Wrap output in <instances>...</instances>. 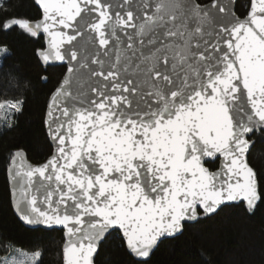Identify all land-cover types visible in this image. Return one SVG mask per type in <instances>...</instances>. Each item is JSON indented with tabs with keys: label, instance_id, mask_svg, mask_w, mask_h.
<instances>
[{
	"label": "snow or ice",
	"instance_id": "1",
	"mask_svg": "<svg viewBox=\"0 0 264 264\" xmlns=\"http://www.w3.org/2000/svg\"><path fill=\"white\" fill-rule=\"evenodd\" d=\"M32 3L38 19L5 17L0 29L46 37L38 56L66 75L45 113L50 158L31 166L23 149L10 153V195L26 224L64 230L63 264H94L110 237L150 264L186 222L264 204V175L249 163L264 137V0ZM23 107L0 99L2 126Z\"/></svg>",
	"mask_w": 264,
	"mask_h": 264
},
{
	"label": "trees",
	"instance_id": "2",
	"mask_svg": "<svg viewBox=\"0 0 264 264\" xmlns=\"http://www.w3.org/2000/svg\"><path fill=\"white\" fill-rule=\"evenodd\" d=\"M243 2V0H239ZM0 19L21 17L38 19L39 9L32 0H4ZM0 45L9 55L0 64V99H23L11 128L0 131V252L15 247L41 252V264H63L62 231L29 229L13 213L6 178L9 155L23 149L33 164L43 163L51 154L44 118L50 94L65 74L64 66L44 67L37 50L45 47L44 38L36 39L19 28L0 29ZM47 77V79H44ZM249 153L250 166L264 175V137L257 133ZM215 168L216 165H212ZM119 240L110 237L95 259L96 264H133V258L118 248ZM150 264H264V204L255 212L244 204L224 207L211 217L201 216L186 225L179 239H166L150 257Z\"/></svg>",
	"mask_w": 264,
	"mask_h": 264
},
{
	"label": "water",
	"instance_id": "3",
	"mask_svg": "<svg viewBox=\"0 0 264 264\" xmlns=\"http://www.w3.org/2000/svg\"><path fill=\"white\" fill-rule=\"evenodd\" d=\"M38 8V7H37ZM44 42H45V47H46V37L44 38ZM38 55V54H37ZM38 58H39V60H40V62H41V64L44 66V67H55V66H64L65 68H66V65L65 64H62V63H60V62H55V61H52V62H49L48 64H45L44 62H42V60H41V58L38 56ZM64 75H66V71H65V74ZM63 75V76H64ZM63 78V77H62ZM62 80V79H61ZM60 80V81H61ZM49 101H50V98H49V100H48V103H49ZM48 103H47V105H48ZM46 109H47V106H46ZM46 113V112H45ZM45 118H46V116H45ZM45 118H44V121H45ZM44 126H45V123H44ZM45 131H46V135H47V128H46V126H45ZM47 138H48V136H47ZM48 141H49V143H50V140H49V138H48ZM51 145V144H50ZM25 153V152H24ZM26 154V153H25ZM48 158H50V156L48 157ZM47 158V159H48ZM46 159V160H47ZM45 160V161H46ZM44 161V162H45ZM43 162V163H44ZM24 163H25V165H31V166H36V165H39V164H33V163H31L29 160H28V158H27V155H26V159H25V161H24ZM40 164H42V163H40ZM8 168H9V166L7 167V170H6V178H7V183H8V187H9V192L11 193V188H12V185H11V183H10V177H9V172H8ZM10 203H11V207H12V210H13V213H14V215L16 216V218L18 219V221L24 226V227H26V228H29V229H44V230H58V231H62V233H63V236H64V240H65V232H64V230L61 228V227H59V226H54V227H52V228H48V227H46V226H37V225H28V224H26L24 221H22L20 218H19V216L16 214V212L14 211V207H13V204H12V200H11V195H10ZM239 204H244V202H242V201H239V202H229L228 204H226L225 206H223V207H227V206H232V205H239ZM216 213H214V214H212L211 216H213V215H215ZM203 216V215H202ZM211 216H203V217H211ZM199 219H197V220H193V221H188V222H186V225H189V224H194V223H196L197 221H198ZM166 240V239H165ZM159 245V244H158ZM158 247V246H157ZM156 247V248H157ZM156 248L154 249V251L156 250ZM153 251V252H154ZM98 252H99V250H98ZM98 252L94 255V264H96L95 263V259H96V257H97V254H98ZM134 259V258H133ZM62 263H63V257H62Z\"/></svg>",
	"mask_w": 264,
	"mask_h": 264
},
{
	"label": "rangeland",
	"instance_id": "4",
	"mask_svg": "<svg viewBox=\"0 0 264 264\" xmlns=\"http://www.w3.org/2000/svg\"><path fill=\"white\" fill-rule=\"evenodd\" d=\"M9 52V51H8ZM3 59H0V64L2 63ZM3 121H0V131L3 130L5 127L2 126ZM34 252H27L15 247H6L5 252H0V264H3L5 259L12 261L15 259L17 262H24V264H28L27 258L31 256Z\"/></svg>",
	"mask_w": 264,
	"mask_h": 264
}]
</instances>
